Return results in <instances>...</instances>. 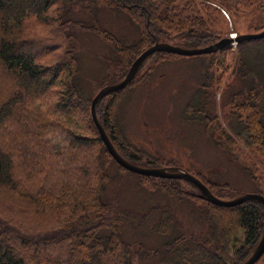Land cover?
Returning <instances> with one entry per match:
<instances>
[{"label": "trees", "instance_id": "1", "mask_svg": "<svg viewBox=\"0 0 264 264\" xmlns=\"http://www.w3.org/2000/svg\"><path fill=\"white\" fill-rule=\"evenodd\" d=\"M263 2L0 0V67L17 89L10 99L0 104V131L13 119L19 127L26 129L18 140L20 147L36 145L30 140L29 131L42 142L48 124L26 107L30 100L52 91L61 96L62 110L72 106L78 109L81 122V131L70 134L68 167L59 168L54 180L33 183L32 189L20 190L22 185L13 173V157L0 147V192L10 194L6 201L0 200V264H245L264 234V207L257 201L222 207L200 199L184 188H194L192 183L165 178L159 181L161 186L151 183L147 187L160 189L158 192L164 197V203L155 205L147 199V209L142 215L139 213L141 207L133 209L131 205L113 202L114 188L119 181L111 171L112 166L122 174L127 170L116 165L102 142L92 115L91 119L89 117L90 100L85 94L81 57L87 40L98 41L103 46L97 55L105 66L102 80L115 84L129 72L137 57L154 44L171 43L187 49L210 46L222 39L221 30L215 27L216 14L226 11L234 17L260 7ZM54 8L62 38L54 50L60 55L50 63H43L39 58L43 55L32 50L36 48V42L23 41L21 33L25 20L31 16L43 24L52 22ZM114 14L119 23L124 22L122 31L114 30L116 26L108 20V16ZM227 51L221 53L223 65ZM237 54L235 76L245 84L232 93L229 101L228 105L233 109L229 128L221 124L215 126L217 129L212 128L210 120L206 121L208 117L201 115V106L199 121L206 126L210 140L230 163H234L236 171L253 182L255 193L263 195L264 39L240 43ZM171 57L176 56L159 54L157 60L164 63ZM208 57L211 65H215L217 54ZM232 84L236 82L232 81ZM122 93L100 108L102 118L99 121L117 149L124 151L128 161L139 166L142 159L116 145L118 132L113 106ZM196 110L199 111L197 106L194 107ZM244 147L254 149L253 153L243 151ZM83 153H86L84 163L79 164ZM28 155L37 156L30 151ZM258 162L261 167H257ZM224 163L221 160L220 165L192 174L218 198L234 200L245 193L224 180L227 173ZM38 168L42 167L39 164L33 167L35 174L31 173L30 179L46 173ZM258 171L263 172L262 179L256 176ZM137 176L144 184L150 183L149 177ZM238 193L241 195H236ZM185 204L193 209L188 222L205 220L207 230L189 233L184 228L183 219L179 220L175 211ZM20 207L29 214L55 216L56 226L44 235L26 234L24 227L17 225L14 213L6 214L8 208ZM149 233L159 236V240H152L151 234L146 236ZM64 245L66 257L57 256ZM48 251L53 255L46 254Z\"/></svg>", "mask_w": 264, "mask_h": 264}, {"label": "rangeland", "instance_id": "2", "mask_svg": "<svg viewBox=\"0 0 264 264\" xmlns=\"http://www.w3.org/2000/svg\"><path fill=\"white\" fill-rule=\"evenodd\" d=\"M221 12V15L216 14L218 18L215 26L216 29L221 30V40L235 34H258L264 31V2L260 7L251 8L234 17L226 11ZM51 16L52 22L48 24H43L35 16L29 17L25 20L21 33L23 41L36 42V48L32 50L34 53L43 55L39 57L43 63H50L60 55V52L57 54L54 50L55 45L62 40L58 32L60 25L57 21L56 8L51 11ZM108 20L116 26L113 28L114 30L119 29L122 31L121 27L124 22L119 23L115 14L109 15ZM239 44H234L208 55L193 57L173 55L176 57H171L164 63H160L157 56L165 53L158 52L151 55L144 62L136 78L129 86L100 100V104L97 106L98 118H102L100 108L110 103L117 94L123 92L120 94L123 96H120L113 106L114 121L118 132L116 145L121 149H127L130 153L142 159L139 167H176L196 175V171L220 165V161L223 160L227 170L226 175L223 176L224 180L236 185V188H241L237 190H241L245 194L257 192L253 182L239 171H236L234 163H230L222 154V151L210 140L206 132V126L199 121L201 106V109H203L201 115L208 117L206 121L210 120L213 124L212 128L219 124L226 129L229 128L233 110L228 105L229 101L233 96L232 93L245 84L243 80H238L235 76ZM101 48L103 49V46L98 41L87 40L84 44L85 51L81 57L83 60L81 71L85 80V94L90 100L87 109L90 119L92 99L102 88L113 85L102 80L105 76L103 72L105 66L102 59L97 56L101 53ZM226 50H228L225 55L226 63L223 65L221 53ZM215 54H217L214 59L216 66L211 65V58L208 57ZM220 61L221 66H218ZM232 81L236 84H232ZM228 84L232 85L227 91ZM16 91L17 89L10 82L8 74L0 67V104L10 99ZM60 102L61 96L56 91L29 101L26 109L40 116L41 120L48 124V130L46 129L42 142L33 131H29L30 140L36 144L30 146V148L19 146L18 140L24 136L26 129L19 127L15 120L7 121L0 131V147L8 151L13 157V173L22 185L21 191L25 188L32 189L33 183L48 182L50 178L54 180L57 177L58 169L67 166L66 157L70 152L68 147L69 140H71L70 134L78 130L81 131V122L78 117V109H73L74 106H72L62 110ZM196 106L199 111H194ZM244 150L252 154L254 149L244 147ZM29 151L35 152L37 156L28 155ZM118 152L125 156L124 151L120 152L118 150ZM91 153L94 154L95 152ZM85 157L86 153H83L80 156L79 164L84 163ZM37 164L42 167L37 170L46 173L30 179L32 169ZM116 165L119 166L117 163ZM108 166L110 165L108 164ZM259 166L262 165L258 162L257 167ZM112 168V173L119 181L114 188V203L131 205L133 209L141 207L139 211L141 215L146 212L147 199L152 200V204L155 205L164 203V197L158 192L160 189L147 188L151 183L155 186H161L159 182L161 178L149 177L150 183L146 185L137 176L138 174L129 171L122 174L117 170V167L112 166ZM34 174L33 171L32 175ZM256 176L262 179L263 172L258 171ZM184 188L192 191L193 195L200 194L195 186L194 188L184 186ZM262 194L264 195V186ZM9 196L8 192H0V200L2 201H6ZM185 206H187V209H185ZM23 209L8 208L6 214L14 213L15 219L18 221L17 225H22L26 234L44 235L56 226L55 216L52 217V215L43 213L38 215L29 214ZM190 210L193 209H189L188 205L185 204L175 211L177 218L179 220L183 219L184 223H181L184 228L189 233H194L196 230H207L205 220H201V222L199 219H195L192 223L188 222ZM158 220L159 218L156 219V221ZM149 235L152 240H159V236L156 234H146V236ZM65 247L64 245L57 256L66 257ZM46 254L53 255L50 251ZM256 264H264V255Z\"/></svg>", "mask_w": 264, "mask_h": 264}, {"label": "water", "instance_id": "3", "mask_svg": "<svg viewBox=\"0 0 264 264\" xmlns=\"http://www.w3.org/2000/svg\"><path fill=\"white\" fill-rule=\"evenodd\" d=\"M264 38V31L258 34H244L240 36H230L217 43L204 48L187 49L180 46H175L169 43L158 42L153 46L144 50L134 61L129 72L126 74L125 78L118 84L108 85L102 88L99 93L93 98L91 104V115L93 123L99 132V135L104 143L109 155L114 159V161L121 166L123 169L151 178H161V179H177L184 180L192 183L197 189H199L200 194L196 195L200 199H203L214 205L222 207H236L240 206L248 201H257L264 207V196L256 193H247L234 200H224L215 196L210 189L195 175L176 167H165V168H143L139 167L128 160H126L116 149L112 140L108 136L106 130L99 121L97 115V106L103 98L109 96L112 93H117L122 91L127 86H129L133 80L136 78L137 73L144 64V62L155 53H165L171 55H177L181 57H193L216 53L220 50L228 48L234 44L242 43L245 41L259 40ZM264 255V234L256 247L255 251L248 259L245 264H256Z\"/></svg>", "mask_w": 264, "mask_h": 264}, {"label": "bare ground", "instance_id": "4", "mask_svg": "<svg viewBox=\"0 0 264 264\" xmlns=\"http://www.w3.org/2000/svg\"><path fill=\"white\" fill-rule=\"evenodd\" d=\"M233 36H235V35H233Z\"/></svg>", "mask_w": 264, "mask_h": 264}]
</instances>
